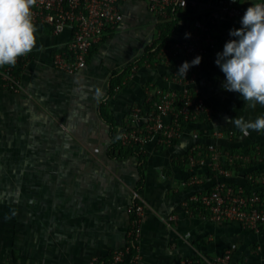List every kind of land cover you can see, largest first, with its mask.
Segmentation results:
<instances>
[{
	"label": "crops",
	"instance_id": "0c3cea01",
	"mask_svg": "<svg viewBox=\"0 0 264 264\" xmlns=\"http://www.w3.org/2000/svg\"><path fill=\"white\" fill-rule=\"evenodd\" d=\"M187 1L174 7V16L151 12L144 0L123 1V20L93 45L86 67L74 74L53 64L69 33L54 35L50 27L36 25L37 47L20 66L22 90H0V264L110 259L128 243L129 207L136 192L144 207L137 243L140 264H189L188 259L211 264L228 252L227 264H264V229L214 222L203 209L186 207L193 195L218 181L201 163L211 149L220 152L222 161L229 146L264 150V130L244 136L225 120H255L264 115V107L250 108L239 93L224 90L225 76L215 63L224 44L235 39L229 30L241 27V18L228 17L222 8L261 0ZM169 17L177 21L169 42L197 19L207 23L218 40L217 50L206 57L189 85L204 98L209 115L187 123L170 146L155 135L144 147L143 165L136 156L110 154L113 129L141 125L132 121L134 107L141 105L151 113L153 87L179 84L172 80L171 68L159 61L132 67L121 86L111 87L116 76L144 55L160 34L162 19ZM40 45L43 50H38ZM231 130L233 138L227 136ZM202 144L209 145L210 154L195 164L190 158L180 161ZM223 176L227 183L248 186L249 180L255 185L251 174L248 180L243 173Z\"/></svg>",
	"mask_w": 264,
	"mask_h": 264
},
{
	"label": "built area",
	"instance_id": "2783aa9c",
	"mask_svg": "<svg viewBox=\"0 0 264 264\" xmlns=\"http://www.w3.org/2000/svg\"><path fill=\"white\" fill-rule=\"evenodd\" d=\"M126 0H37L32 7L33 22L35 25L48 26L54 35L69 33V39L57 49L53 64L60 71L74 74L87 65L91 48L100 42L107 30L114 29L122 20L123 13L121 3ZM151 12L161 16L168 14L169 8L185 6L187 0H144ZM259 2H264L261 0ZM229 4L222 8V12L228 17L242 18L247 8ZM186 34L187 37H186ZM218 40L210 26L200 19L190 21L184 25L183 34L174 42H167L162 46L157 55V61L171 68L172 80L179 84V88L153 87L149 102L151 113L144 111L143 107L136 105L132 111V121H142L137 127H126L122 131V141L125 145L139 146L144 151L146 143L158 135L160 143L172 145L184 133V123L193 122L209 115V109L204 98L189 85L197 69H199L206 57L215 52ZM196 56H201L199 65L190 67L185 77L177 75L183 62H191ZM30 59V53L17 58L15 66L0 67V90L20 92L22 90L21 75L16 67L24 65ZM169 117L168 121L165 118ZM222 136V132H216ZM233 138V130L227 133ZM196 150V149H194ZM193 150V151H194ZM211 154L201 162L208 169L218 172L220 175H228L229 170L222 168L220 152L211 149ZM244 164L252 161L264 163V150H259L253 156L239 155ZM236 156L229 153L224 159L233 162ZM208 164H207V162ZM191 162L195 164L197 159L191 156ZM255 184L264 186V173L250 176ZM197 182L196 179L193 180ZM138 192L134 194L129 207L132 215L131 227L128 232V243L113 253L112 261L108 264H125L126 256L131 253L132 246L136 244V253L130 264H140L137 253V243L141 236L140 217L143 212V204L139 201ZM201 204L207 216L214 222H239L243 228L260 231L264 229V199L256 190L248 194L243 187L238 189L229 186L225 181H217L211 191L196 193L188 202ZM231 258L229 252L217 258L211 264H227ZM98 260L92 261L97 264ZM189 264H200L192 259L186 261ZM103 264V263H102Z\"/></svg>",
	"mask_w": 264,
	"mask_h": 264
},
{
	"label": "clouds",
	"instance_id": "9594fccd",
	"mask_svg": "<svg viewBox=\"0 0 264 264\" xmlns=\"http://www.w3.org/2000/svg\"><path fill=\"white\" fill-rule=\"evenodd\" d=\"M235 2V0H233ZM37 0H0V67L15 66L17 58L37 47L38 28L33 22L32 7ZM241 27L229 30L230 39L216 54V65L225 76L224 90L239 93L250 108L264 107V2L251 4L240 20ZM188 34H186L187 37ZM38 50H43V45ZM202 57L185 61L177 75L185 77L190 67ZM100 95V90L97 89ZM244 136L264 130V115L255 120L228 118Z\"/></svg>",
	"mask_w": 264,
	"mask_h": 264
},
{
	"label": "trees",
	"instance_id": "16d2710c",
	"mask_svg": "<svg viewBox=\"0 0 264 264\" xmlns=\"http://www.w3.org/2000/svg\"><path fill=\"white\" fill-rule=\"evenodd\" d=\"M175 9L176 8H169L168 10V14H170L171 16L175 15ZM160 34L158 35V37L155 39V41L153 42V44L151 46H149L148 48H146L144 55L136 62L137 64H133L127 67V70L125 72H123V74H120L118 76L115 77L114 79V83L112 84L111 90L113 91L114 88L116 86H121L123 84V81L126 79L127 76H129L132 67L134 66H140L143 65L144 63H149L150 65H154V63L157 61V55L158 52L160 51L161 47L166 45L169 37L172 35V33L174 32V30L177 28V21L176 20H171L170 17L167 19H162L161 23H160ZM17 72L20 74L21 72V67L18 66L16 67ZM141 106V105H140ZM114 125V123H113ZM186 126V123H184V128ZM176 141H174L175 143ZM226 149L229 151V154L236 156V158H234L233 162H230L228 159H224L221 162L222 168L226 169V170H230V172L232 174L235 175H239L240 173H243L244 176H246L247 180L250 174L252 175H258L261 173H264V163L261 162H257V161H252L250 163L244 164L243 160L238 158L237 156L239 155H250L253 156L256 152V147L250 148L249 146H229L226 147ZM209 145L207 144H202L201 147L192 152H190V154L187 155V159H183L181 158L180 161L183 162L184 161H189V158L191 159V156L195 157L196 159L205 156L206 154H210L208 153L209 151ZM110 154H112L115 157H125V156H129V155H133L136 156L140 162H143V165L145 164V156L143 154V152L140 151L139 146H131V145H125L123 144L122 141V131H118L117 129H113V144L110 150ZM209 174L211 176V178H217L218 181H227L228 179L225 178L223 175L218 174V172L213 171L211 168H209ZM248 186H241L240 184H236V183H228L229 186H232L236 189H238L240 186L244 187L247 191L248 194H251L252 190H256L257 193L260 195V197L262 199H264V186L263 185H259V184H255L254 186L251 185V183L248 180ZM216 184V183H215ZM214 184V185H215ZM213 185V186H214ZM209 187L205 190L202 191H198L197 193H207L209 191H211L212 187ZM189 207L194 210L197 211L199 209H202L203 207L201 206V204L199 203H195L193 201L189 202ZM135 246L136 244H134L132 246L131 249V253L129 255L126 256V263L125 264H130L131 259L133 257V255L136 253L135 250ZM112 257L111 256L110 259L105 260V261H98L97 264H108L109 262L112 261Z\"/></svg>",
	"mask_w": 264,
	"mask_h": 264
},
{
	"label": "rangeland",
	"instance_id": "374dc122",
	"mask_svg": "<svg viewBox=\"0 0 264 264\" xmlns=\"http://www.w3.org/2000/svg\"><path fill=\"white\" fill-rule=\"evenodd\" d=\"M135 64H137V63H135Z\"/></svg>",
	"mask_w": 264,
	"mask_h": 264
}]
</instances>
